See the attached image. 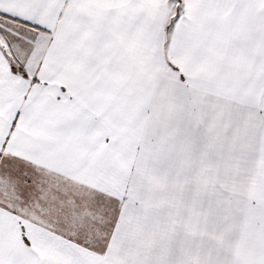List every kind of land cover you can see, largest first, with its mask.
I'll return each mask as SVG.
<instances>
[{"label": "snow or ice", "instance_id": "obj_1", "mask_svg": "<svg viewBox=\"0 0 264 264\" xmlns=\"http://www.w3.org/2000/svg\"><path fill=\"white\" fill-rule=\"evenodd\" d=\"M0 264H264V0H0Z\"/></svg>", "mask_w": 264, "mask_h": 264}]
</instances>
